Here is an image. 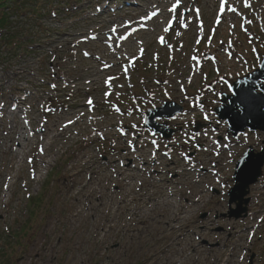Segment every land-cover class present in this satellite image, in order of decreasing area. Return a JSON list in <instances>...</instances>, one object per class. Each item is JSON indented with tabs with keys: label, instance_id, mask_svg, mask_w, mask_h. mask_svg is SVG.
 <instances>
[{
	"label": "rangeland",
	"instance_id": "rangeland-1",
	"mask_svg": "<svg viewBox=\"0 0 264 264\" xmlns=\"http://www.w3.org/2000/svg\"><path fill=\"white\" fill-rule=\"evenodd\" d=\"M222 2L6 4L8 22L0 26V264H264V166L249 187L245 214L230 216L236 204L229 205L227 195L235 161L249 145L264 147V130L233 137L213 111L231 82L260 61L264 0H229L219 21ZM137 3L169 6L172 26L148 20V35L113 47L124 50L123 60L103 81L80 84L100 72L96 54L112 58L103 49L109 34L125 33L111 20L120 26L128 14H144L137 6L130 10ZM89 100V112L58 130L43 149L37 143L23 161L12 153L17 144L5 136L2 106L18 101L27 107L26 117L48 121L52 108L70 114ZM166 100L182 111L157 120L174 129L163 138L143 127V113ZM150 156L155 163L143 169ZM156 176L163 198L176 188L175 199L189 203L175 213L164 206L161 216ZM194 189L198 197H192Z\"/></svg>",
	"mask_w": 264,
	"mask_h": 264
},
{
	"label": "bare ground",
	"instance_id": "bare-ground-1",
	"mask_svg": "<svg viewBox=\"0 0 264 264\" xmlns=\"http://www.w3.org/2000/svg\"><path fill=\"white\" fill-rule=\"evenodd\" d=\"M158 5L159 4L157 3V4H149L147 6H143L142 4L137 3L133 5L132 7H129L130 10L134 9L137 6L136 9H139V10L144 9L143 10V12L145 11L144 14H141L139 17L135 16L137 11L134 12V14H128L129 16H127L126 18L129 19L133 17V19L127 20L126 18H124V24H121L120 26L115 25L113 20H111V23L113 24V27L117 29L118 27H122L123 32L127 33L126 35L127 40H130V41L134 39L138 40L141 38V36L148 35V30H147V27L149 26V24L147 23L148 20L150 21V20L157 19V21H160V19L165 20L166 17L168 16L169 11L171 10L169 6H162V9L159 7L157 10L158 12H156L155 15H149L148 17L146 16L148 14H152L151 12L155 8L154 6H158ZM226 12L227 10L225 7L222 16L223 15L227 16ZM107 32H110V31L106 30V33ZM95 37H96L95 39H99V41L102 39V37H100L99 35H96ZM109 37L111 38L108 41L105 42V40H103L105 42V47H103V49L109 51L110 54L112 53L113 55L112 58L108 60L104 58L103 56H99L96 54L94 60L99 62L100 72L98 73L96 71V72H93L94 74L90 73L89 75L86 76L84 81L81 82L80 84H91L97 81L98 79H102L103 81L108 71H110V69H112L114 66H118L123 60L122 53L124 52V50L123 49L115 50V48L113 47H116V49L121 48L122 46H124L123 42H125V40L123 39L121 34L117 36L116 30L112 31V33L109 34ZM90 42L95 43L94 41L93 42L90 41ZM223 52L225 53V50H223ZM228 61L230 60L228 59ZM163 82H165V80ZM18 101L16 103H13V102L10 103V105L7 108H3L2 106V109L5 110V116L8 122L7 123L8 132L5 133L6 134L5 136L10 137V138L12 137L13 139H15L14 142H16L15 144H17V146L13 147L11 151L16 157H19V161H23L25 154L27 153V151L31 149L32 146L34 147L37 145V143H40L41 149H43L44 143L46 144L51 143L52 139L55 137V133L58 130H60L64 125L65 126L74 125L75 120H77V118L80 115L88 113L89 109L92 108V105H90L88 101H85L83 102V104L79 106L82 110L75 108L71 113L69 112L70 114H62V115L60 113L61 110L59 111L54 110V112L51 113L50 120L47 121V119L44 118L41 120L38 116H35V115H33L32 117H26L27 107H25L24 104H19ZM37 115H40V114H37ZM15 118L18 119L17 121L18 127L16 125ZM32 121L36 123L35 124L37 126L36 129H33L30 127ZM8 147L10 148V145ZM211 171L214 172L215 169H212ZM155 179L156 181L154 183L153 188H154V192L156 193V195L154 196V200L156 202V206L159 207V212L160 213L164 212L162 210L164 206L169 207L170 213H175L174 210L178 211L182 209V207L184 206V203L188 201L184 199L183 200L184 202L182 203L180 198L175 199L176 192H177L175 191L176 188L174 189V191L173 190L170 191V194L168 197L163 198V196L160 195L162 191V186H161L162 178L159 176H156ZM187 179L189 180L193 179L192 175L189 174V177ZM196 183L197 185L201 184L200 177L196 179ZM197 185L195 186V188H198ZM199 193L201 192L198 189H194L192 197H195L197 195L199 196ZM193 201H196L195 198L192 199V202ZM198 202L200 203L201 201L198 200ZM162 213H161V216H163ZM179 253L180 251H178L177 254Z\"/></svg>",
	"mask_w": 264,
	"mask_h": 264
},
{
	"label": "water",
	"instance_id": "water-1",
	"mask_svg": "<svg viewBox=\"0 0 264 264\" xmlns=\"http://www.w3.org/2000/svg\"><path fill=\"white\" fill-rule=\"evenodd\" d=\"M264 61L261 68L251 77L248 76L242 80L235 82L232 86L233 94L225 95L229 103L218 109L220 117H224L230 124L231 130L235 134L242 131L245 127L250 129L260 128L264 126V85H260L262 92L256 93V79L263 78ZM250 79V82L245 80ZM223 100V101H224ZM239 108V111H236ZM166 114V115H171ZM155 115L152 117L154 119ZM148 124V123H146ZM264 160V151L254 154L251 149L244 153L243 157L238 160L234 173L235 184L230 190V202L237 200L238 209L235 216L238 217L245 208L241 207L242 203H247L248 199L243 198L248 193V186L254 183L261 174V167Z\"/></svg>",
	"mask_w": 264,
	"mask_h": 264
},
{
	"label": "trees",
	"instance_id": "trees-1",
	"mask_svg": "<svg viewBox=\"0 0 264 264\" xmlns=\"http://www.w3.org/2000/svg\"><path fill=\"white\" fill-rule=\"evenodd\" d=\"M6 2H8V0H0V9L5 8V7H3L2 4H5ZM3 17H5V15L4 14H1V16H0V25H4V23L6 22V19L3 18Z\"/></svg>",
	"mask_w": 264,
	"mask_h": 264
},
{
	"label": "snow or ice",
	"instance_id": "snow-or-ice-1",
	"mask_svg": "<svg viewBox=\"0 0 264 264\" xmlns=\"http://www.w3.org/2000/svg\"><path fill=\"white\" fill-rule=\"evenodd\" d=\"M222 7H223V5H222ZM232 11H235V9H232ZM88 103H89V104H91V103H92V101H91V100H89V101H88Z\"/></svg>",
	"mask_w": 264,
	"mask_h": 264
}]
</instances>
